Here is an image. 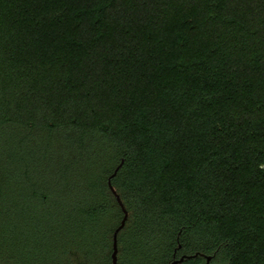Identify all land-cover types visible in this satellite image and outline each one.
<instances>
[{
    "label": "trees",
    "instance_id": "16d2710c",
    "mask_svg": "<svg viewBox=\"0 0 264 264\" xmlns=\"http://www.w3.org/2000/svg\"><path fill=\"white\" fill-rule=\"evenodd\" d=\"M122 207L117 264H264V0H0V246L112 264Z\"/></svg>",
    "mask_w": 264,
    "mask_h": 264
},
{
    "label": "rangeland",
    "instance_id": "374dc122",
    "mask_svg": "<svg viewBox=\"0 0 264 264\" xmlns=\"http://www.w3.org/2000/svg\"><path fill=\"white\" fill-rule=\"evenodd\" d=\"M9 228L7 229L6 233H11L12 231V227H14L13 225L8 226ZM15 231L16 228L14 227ZM7 234V235H8ZM12 234V233H11ZM21 234V233H20ZM19 233L15 234V237H19L21 236ZM23 236V235H22ZM20 241L18 240H12L13 242H18L19 246H21L22 248V244H23V238L19 237L18 238ZM7 242H10V246L6 245L7 247H2L0 246V264H70L69 260L64 258L62 251H55L53 252L50 256L51 258L48 259L47 257H45V252L41 253L38 248L37 250L34 248H28V250H26V253H22V251H16V249L12 248L13 245H11V241L7 240ZM18 246V245H17ZM29 247V245H28ZM26 256V257H25ZM36 256V257H35ZM35 257V258H33ZM37 259V260H36Z\"/></svg>",
    "mask_w": 264,
    "mask_h": 264
},
{
    "label": "water",
    "instance_id": "95a60500",
    "mask_svg": "<svg viewBox=\"0 0 264 264\" xmlns=\"http://www.w3.org/2000/svg\"><path fill=\"white\" fill-rule=\"evenodd\" d=\"M117 171V170H116ZM116 171H115V173H116ZM114 173V174H115ZM112 189V188H111ZM113 192H114V190H113ZM114 194H115V192H114ZM117 199H118V202L121 204V202H120V199L117 197ZM121 206H122V204H121ZM123 208V207H122ZM123 210H124V208H123ZM124 213H125V216H124V218H123V220H122V222H121V224H120V226L115 230V232H114V235H113V253H112V264H117V252H118V248H117V235H118V233L120 232V230L124 227V225H125V222H126V219H127V212L124 210ZM184 257H182V258H180L179 260H176V261H174L172 264H179V263H182L183 261H184ZM207 264H209V262H210V257H207Z\"/></svg>",
    "mask_w": 264,
    "mask_h": 264
}]
</instances>
